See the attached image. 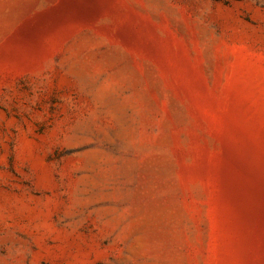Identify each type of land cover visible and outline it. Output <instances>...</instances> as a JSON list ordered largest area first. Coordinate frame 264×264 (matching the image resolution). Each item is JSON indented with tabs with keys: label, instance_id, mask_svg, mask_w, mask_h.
Masks as SVG:
<instances>
[{
	"label": "rangeland",
	"instance_id": "rangeland-1",
	"mask_svg": "<svg viewBox=\"0 0 264 264\" xmlns=\"http://www.w3.org/2000/svg\"><path fill=\"white\" fill-rule=\"evenodd\" d=\"M0 264H264V0H0Z\"/></svg>",
	"mask_w": 264,
	"mask_h": 264
}]
</instances>
